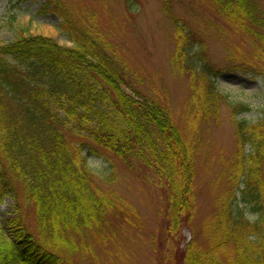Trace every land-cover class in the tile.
<instances>
[{"label": "trees", "instance_id": "obj_1", "mask_svg": "<svg viewBox=\"0 0 264 264\" xmlns=\"http://www.w3.org/2000/svg\"><path fill=\"white\" fill-rule=\"evenodd\" d=\"M125 2L130 10L131 0ZM198 2L224 20V30L255 43L245 57L237 45L236 52H230L227 38L214 33L213 38L227 45L230 69L264 76V0ZM46 4L59 16L72 46L22 32L0 48V204L6 196L13 201L12 214L0 220V264H76L86 248L82 240L107 223L101 207L110 206L109 201L94 187L86 163L97 150L90 147L82 155L83 146L68 142L69 117L94 120L97 125L87 129L97 147L130 166L140 161L156 175L164 197L165 228L172 235L184 226L191 232L180 250L183 264H264V108L256 123L235 120L237 148L221 171L224 186L216 209L198 229L192 225L202 143L196 127L217 119L222 106L229 107L232 116L246 110L241 104L230 105L217 90L210 76L220 70L213 72L202 53L205 42L173 20L172 63L181 61L189 69L194 58L206 73L193 70L187 110L193 127L186 131L166 104L128 81L125 63L94 21L81 24L59 0ZM169 6L170 0H163L168 16ZM1 54L11 55L18 64L7 63ZM197 78L202 81L193 85ZM52 101L61 103L58 108L66 103L64 118L52 109ZM245 146L251 151L246 153ZM25 205L33 207L35 232L25 218ZM248 205L257 214L254 221L246 214ZM201 235L207 243L199 241Z\"/></svg>", "mask_w": 264, "mask_h": 264}, {"label": "rangeland", "instance_id": "obj_2", "mask_svg": "<svg viewBox=\"0 0 264 264\" xmlns=\"http://www.w3.org/2000/svg\"><path fill=\"white\" fill-rule=\"evenodd\" d=\"M46 2L0 0V48L22 32L51 37L59 45L72 46L73 41L62 31L59 16L50 10V6L47 7ZM59 2L81 24L95 22L120 56L119 60L125 63L128 81L161 104H166L181 129L193 127L192 120L187 116L191 106L189 96L193 70L202 75L206 73L194 58L190 60L193 68L189 69L184 68L181 61L172 63L176 44L173 20L185 24L205 42L202 53L212 64L213 72L220 70V73H213L210 77L217 90L227 96L228 103L246 106V110L235 116H232L229 107L222 106L217 119H210L196 127L202 143L196 161L194 184L198 195L192 225L199 229L216 209L217 198L224 186L221 171L237 148L235 120L256 123L261 119L264 108V76L231 70L232 62L228 59L225 41L213 38V35L217 32L226 37L231 43L228 50L236 52L238 46L246 54L245 57L253 52L254 41L224 30V20L212 14L198 0H170L169 16L162 10L163 0H131L133 7L130 10H127L125 0ZM196 46L192 45V50ZM189 55L193 56L191 50ZM1 57L7 63L18 64L9 54H1ZM201 81L197 78L193 85ZM52 103V109L64 118L66 103L62 108H58L61 103ZM65 124L68 142L76 148L77 144L83 146L82 155L90 147L96 148L97 154L89 155L86 163L91 168L94 187L103 192L110 205L101 207L107 223L103 224L101 232H93L82 240L86 248L82 255L78 254L75 258L76 264H183L180 250L190 241L191 232L184 226L182 231L172 235L165 228L166 219L162 216L164 197L156 175L140 161H132L130 166L97 147L87 129L90 124L97 125L94 120L69 117ZM244 149L246 153L251 151L248 146ZM12 204L10 196L3 199L0 220L12 214ZM23 210L35 232L33 207L25 205ZM249 210L250 205L246 207L249 219L256 220L257 214ZM198 238L203 244L207 243L202 235Z\"/></svg>", "mask_w": 264, "mask_h": 264}]
</instances>
